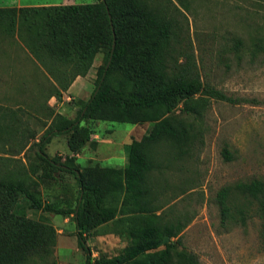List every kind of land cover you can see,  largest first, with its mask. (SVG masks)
I'll return each mask as SVG.
<instances>
[{"label": "trees", "instance_id": "16d2710c", "mask_svg": "<svg viewBox=\"0 0 264 264\" xmlns=\"http://www.w3.org/2000/svg\"><path fill=\"white\" fill-rule=\"evenodd\" d=\"M176 1L188 9L186 0ZM247 1L253 8L250 17L260 14L263 24L253 22L248 42L233 37L229 49L238 60L244 56L253 62L264 56V0ZM179 29L168 8L152 0L0 8V33L17 38L43 79L21 82L34 88L28 93L34 100L27 109L0 106V142L8 145L4 151L17 156L32 145L37 148L28 171H12L0 179V264H47L57 231L48 222L30 219L27 210L71 217L86 264H200L181 242L189 216L166 215L176 195L163 196L167 182L162 186V170H181L179 163L193 158L211 102L236 106L244 100L204 83L192 55L181 61L185 54ZM99 54L102 62L90 97L79 102L74 118L55 113L49 100L62 102L63 94L77 77L91 71ZM26 118L42 122L44 131L35 144L29 143L35 133ZM99 122L148 124L149 131L139 141L125 146L124 168L78 166L75 156L87 146L95 147L91 137ZM55 136L66 138L71 156L65 162L43 150ZM223 155L230 159L227 149ZM62 174L72 175L78 187L74 202L67 199L65 208L42 200L38 190L41 183L56 185ZM179 191L183 196L188 189ZM20 198L26 208L18 203ZM215 202L222 225L243 226L256 217L264 244V177L223 187ZM118 216H127L129 226L121 236L128 245L119 255L92 259L87 237Z\"/></svg>", "mask_w": 264, "mask_h": 264}, {"label": "rangeland", "instance_id": "374dc122", "mask_svg": "<svg viewBox=\"0 0 264 264\" xmlns=\"http://www.w3.org/2000/svg\"><path fill=\"white\" fill-rule=\"evenodd\" d=\"M172 1V4H168L167 0H152L153 5L168 8L179 23L180 47L185 54L181 61H185L186 55H192L196 71L204 83L244 101L236 106L211 102L204 120L202 143L198 144L193 158L180 162L181 170L177 166L162 170V186L165 179L167 182L163 196L169 198L171 194L176 195V200L166 207V215L173 212L189 216L190 222L181 234V242L187 251L198 256L200 264H264V244L259 237L258 219L254 217L243 226L233 223L222 225L215 202L217 193L223 187L264 177V56L253 62L244 56L238 60L229 49L233 37L248 42L253 22L263 24V20L260 14L250 17L253 8L247 0H186L184 3L188 9L179 7L176 0ZM80 2L92 4L96 0ZM5 4L9 3L0 0V7L7 6ZM21 45L16 37L0 33V67L4 65L7 69L20 71L23 66L29 65L26 61L24 63L29 56ZM96 59V66L92 69L95 77L96 69L102 62V54ZM27 68L30 69L29 66ZM3 84L7 87L6 81ZM91 91L82 99H65L63 105L66 111L70 109V118L75 117L79 102L86 101ZM33 100L28 97L0 96V106L27 109ZM56 105L54 101L53 109H57ZM26 121L30 131L35 133L29 143L35 144L44 131L42 122L33 121V118ZM146 127L143 125L135 132L129 124L99 122L94 129L100 138L106 131L113 130L112 138L120 145L125 143L124 146H127L129 139L125 138L126 131L134 132L139 138ZM65 141L66 138L60 136L46 144L43 150L48 157H58L65 162L68 156ZM7 148L8 145L0 142V179L12 171H28L37 149L32 145L30 150L24 149L19 155L12 156L13 153L4 151ZM90 149L87 148L77 162L81 168L96 163L100 165L92 160ZM225 149L231 155L229 160L224 158ZM111 150L112 155L118 152L123 154L121 147L116 144L114 150ZM3 157H10L11 160L2 163ZM113 164L109 161L102 163V166L111 167ZM40 173L32 175V180H36ZM180 187L188 189L183 196H179ZM38 190L42 200L54 201L65 208L64 202L67 199L74 202L78 187L72 175L62 174L61 178L57 177L56 185L41 183ZM18 203L23 208L27 207L23 198ZM27 215L30 219L48 222L57 231L56 245L51 255H48L47 264H86V254L78 247L75 224L71 217L31 210H27ZM127 227L122 220L115 219L107 226V230L101 228L107 232L105 238H99L104 233L98 230L88 236L87 246L91 258L119 255L128 245L127 239L121 236Z\"/></svg>", "mask_w": 264, "mask_h": 264}, {"label": "crops", "instance_id": "0c3cea01", "mask_svg": "<svg viewBox=\"0 0 264 264\" xmlns=\"http://www.w3.org/2000/svg\"><path fill=\"white\" fill-rule=\"evenodd\" d=\"M5 1L8 2L9 4H5L7 6H1L0 8L53 7V6H67V5L83 4L82 2H80L82 0H44V1H42V0H5ZM96 60L93 63L92 69H93V67L96 66L95 65ZM25 61H26V64H29V65L23 66L22 69H20V71H15L14 69H7L6 66H4V65H2L0 67V85H1L0 87H2V89L0 88V91L2 92V94H0V96H2V97H28L29 96L28 93L32 92V89H34V88H30V86H29L30 84L29 85L21 84V82L25 81V80L26 81L27 80L36 81L37 78L39 81L43 80L41 77V74H39L37 72V70L35 69V67H33L34 65L29 60H24V63H25ZM27 66H29L30 69L27 68ZM92 69L86 76H84V77L80 76V77H77L75 79V81L72 83V85L67 90V92H65L63 94V101L62 102H57L54 98H51L49 100L48 104L52 109H53L52 103L54 101L57 102V105H56L57 109H53L55 111V113L63 114V115L70 117V114H69L70 109L68 111H66L67 109H65V107L63 105L65 103V99L69 100L71 97L82 99L83 97L86 96V94L89 91H91L92 80L95 78V76L92 72ZM32 75L34 76L33 78H32ZM37 76H39V77H37ZM3 81L7 82V87L4 86ZM34 81H32V82H34ZM21 86H22V88H21ZM92 91H93V89H92ZM36 117H37V115H36ZM33 121L40 122L37 120V118H34ZM143 125L144 126L146 125L147 127L144 128V130L141 133V136L139 138H137V136L132 131L135 130V132H137L140 129V127H142ZM143 125H134V126H132V131H126L125 138L129 139L128 144H130L132 141H139L149 131L148 124H143ZM113 134H114L113 130L112 131L108 130V131H106V134L101 138L97 133L92 135L91 139L95 143V147H93V148L90 147V148H92V149H90L91 154H92L91 158H92V160L99 162L101 166H102V163H104V162L112 161V162H114V164L110 168L121 169V168H124L127 164L125 146H124L125 143L124 144L122 143V145L117 143L115 141V139L112 138ZM58 137H60V136H55V137H53V139H56ZM36 142H38L37 139H36ZM115 144L121 147L123 154L118 152L115 155H112L113 151L111 149L114 150ZM128 144L126 143V145H128ZM64 145H66V141H65ZM66 147H67V145H66ZM87 148H89V147L88 146L85 147L81 154H78L75 156L77 162L80 160L81 155H83L85 153ZM103 152H106L109 155H107L106 153H103ZM66 153L68 156H71L69 150L66 151ZM102 167H109V166H102ZM126 217L127 216H118L116 218V220L120 219V220H122V222L126 226H129V222L126 220L127 219ZM110 223H112V222H110ZM110 223L105 224V225H103L97 229L98 231H101L104 233L103 235L101 234L99 238H101V239L105 238V236L107 235L106 234L107 232H105L101 228L106 229ZM59 234H61V231H59Z\"/></svg>", "mask_w": 264, "mask_h": 264}]
</instances>
